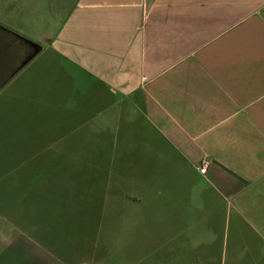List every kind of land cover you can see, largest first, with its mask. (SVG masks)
Instances as JSON below:
<instances>
[{
	"label": "crops",
	"instance_id": "obj_1",
	"mask_svg": "<svg viewBox=\"0 0 264 264\" xmlns=\"http://www.w3.org/2000/svg\"><path fill=\"white\" fill-rule=\"evenodd\" d=\"M65 16L58 52L113 98L100 130L112 124L151 160L162 208L151 198L148 219L177 223L159 233L162 252L264 264V0H75ZM187 219L207 228L186 235ZM21 237L2 243L0 264H54Z\"/></svg>",
	"mask_w": 264,
	"mask_h": 264
},
{
	"label": "rangeland",
	"instance_id": "obj_2",
	"mask_svg": "<svg viewBox=\"0 0 264 264\" xmlns=\"http://www.w3.org/2000/svg\"><path fill=\"white\" fill-rule=\"evenodd\" d=\"M67 5L0 0V27L9 31L0 28V65L27 49L12 33L43 46L0 88V247L20 233L27 252L54 264H167L178 256L192 264L194 253L162 252L159 233L178 229L170 212L167 222L148 219L150 199L158 214L162 195L147 188L145 147L121 143L112 124L100 130V106L112 96L56 48ZM179 228L194 235L207 225L187 219Z\"/></svg>",
	"mask_w": 264,
	"mask_h": 264
},
{
	"label": "water",
	"instance_id": "obj_3",
	"mask_svg": "<svg viewBox=\"0 0 264 264\" xmlns=\"http://www.w3.org/2000/svg\"><path fill=\"white\" fill-rule=\"evenodd\" d=\"M2 30L7 31L4 27H0ZM11 34V33H10ZM13 36L18 39L23 45L27 47L26 50L22 53L20 50L19 54L16 52V61L15 63L0 77V88L4 86L14 75H16L23 67H25L30 61H32L42 50L43 46L39 43L30 41L20 35L12 33ZM11 34V35H12Z\"/></svg>",
	"mask_w": 264,
	"mask_h": 264
},
{
	"label": "flooded vegetation",
	"instance_id": "obj_4",
	"mask_svg": "<svg viewBox=\"0 0 264 264\" xmlns=\"http://www.w3.org/2000/svg\"><path fill=\"white\" fill-rule=\"evenodd\" d=\"M75 0H63V2H66L68 5H67V9H69L71 7V5L74 3ZM18 48H15L14 51L11 52V54L16 57V53L14 54V52L17 51ZM13 65V64H12ZM9 62L3 64V66L0 65V73H1V76L7 72V70L12 66Z\"/></svg>",
	"mask_w": 264,
	"mask_h": 264
},
{
	"label": "built area",
	"instance_id": "obj_5",
	"mask_svg": "<svg viewBox=\"0 0 264 264\" xmlns=\"http://www.w3.org/2000/svg\"><path fill=\"white\" fill-rule=\"evenodd\" d=\"M208 167H209V161L208 160H203L200 168H199V171L202 173V174H206L207 173V170H208Z\"/></svg>",
	"mask_w": 264,
	"mask_h": 264
}]
</instances>
